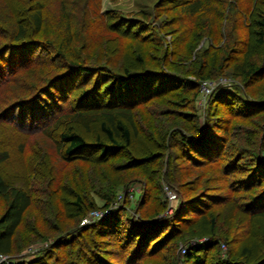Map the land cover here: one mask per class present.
<instances>
[{"label":"trees","instance_id":"trees-1","mask_svg":"<svg viewBox=\"0 0 264 264\" xmlns=\"http://www.w3.org/2000/svg\"><path fill=\"white\" fill-rule=\"evenodd\" d=\"M0 56L10 264H264V0H0Z\"/></svg>","mask_w":264,"mask_h":264},{"label":"rangeland","instance_id":"rangeland-1","mask_svg":"<svg viewBox=\"0 0 264 264\" xmlns=\"http://www.w3.org/2000/svg\"><path fill=\"white\" fill-rule=\"evenodd\" d=\"M155 0H101V9H106V8H116V9H119L125 13H132L133 11H137V10H144L146 12H150L151 11V6L153 4ZM166 38H170L169 35H167ZM195 50V49H194ZM31 55V54H29ZM33 56V55H31ZM1 57V56H0ZM34 57V56H33ZM32 57V58H33ZM2 59V58H1ZM0 59V60H1ZM3 59L7 60L8 57H7V54L6 56L3 57ZM223 80L224 82H222L221 84H230L232 82V80L230 79V77H224L223 75H219L216 79H213V80ZM218 83H216L215 85H217ZM94 102V100L92 99L91 103ZM11 133V132H10ZM8 135H11V134H8ZM39 135H34L32 136L33 139H35L36 137H38ZM43 137V136H42ZM45 140H42L41 138H37V142L44 146V147H48L49 146V140L45 137H43ZM12 141L16 140L14 139L13 137L10 139ZM28 141V140H27ZM37 143V144H38ZM48 143V144H47ZM24 150H28V146L25 145L24 146ZM91 163H89L87 165V169L89 168ZM96 168H101L103 167V171H105L106 173H111V166H110V163H106L105 161L103 162H98V163H95L93 164ZM83 167V163L82 162H79V163H75L73 162L72 163V166L71 168L72 169H67L68 170V178L69 175H72V176H75L77 179L78 178H81L82 175L80 174V169ZM131 187L135 188L136 190L139 189V184L138 183H134L131 185ZM175 203V198L172 199L171 201V205H173ZM27 219H25L22 223V225L20 226V231L21 232H26L28 231V228H29V225L31 223V209H29V211H27ZM29 220V221H28ZM29 222V225H28V222ZM79 224H80V221H79ZM28 226V227H27ZM199 238H203V237H199ZM46 243V242H45ZM41 244H44V242H39V243H36V244H31L27 247H25L24 249H21L19 251L18 254L20 253H32L34 251H36V249L38 248V246H40ZM13 255V254H12ZM10 254H8V256H10L11 258L14 256H12ZM16 255V254H15ZM1 263V262H0Z\"/></svg>","mask_w":264,"mask_h":264},{"label":"built area","instance_id":"built-area-1","mask_svg":"<svg viewBox=\"0 0 264 264\" xmlns=\"http://www.w3.org/2000/svg\"><path fill=\"white\" fill-rule=\"evenodd\" d=\"M224 82L223 80H213V79H202L200 81L199 84V88H200V92H201V98L199 100V103L201 105H203L204 100L207 96V94H209L211 92V90L213 89L214 85L216 83H222ZM130 189H133V187H130ZM167 195L168 197L171 199L174 198V193L167 190ZM108 210V208H93L91 210H89L80 220V224L86 223L87 221L96 218V217H100L102 216L106 211ZM196 240L199 239H193L192 242H196ZM221 246L223 247L224 245L221 244ZM184 246L180 245V250L181 252L183 251ZM0 262L3 264H10L12 262V258L10 256H8V254H2L0 253Z\"/></svg>","mask_w":264,"mask_h":264},{"label":"water","instance_id":"water-1","mask_svg":"<svg viewBox=\"0 0 264 264\" xmlns=\"http://www.w3.org/2000/svg\"><path fill=\"white\" fill-rule=\"evenodd\" d=\"M220 85V83H218L216 86H219Z\"/></svg>","mask_w":264,"mask_h":264}]
</instances>
